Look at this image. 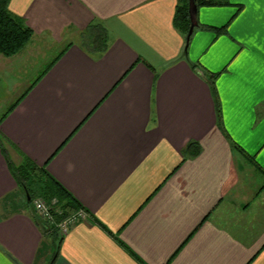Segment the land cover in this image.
<instances>
[{
	"label": "crops",
	"instance_id": "1",
	"mask_svg": "<svg viewBox=\"0 0 264 264\" xmlns=\"http://www.w3.org/2000/svg\"><path fill=\"white\" fill-rule=\"evenodd\" d=\"M183 1L10 0L33 37L0 55V264H264V0H206L187 52ZM40 39L63 47L44 71L65 53L8 113ZM25 157L87 214L54 253Z\"/></svg>",
	"mask_w": 264,
	"mask_h": 264
},
{
	"label": "trees",
	"instance_id": "2",
	"mask_svg": "<svg viewBox=\"0 0 264 264\" xmlns=\"http://www.w3.org/2000/svg\"><path fill=\"white\" fill-rule=\"evenodd\" d=\"M10 0H0V55L12 57L19 54L33 37V30L26 27L22 21L14 18L8 9ZM198 6L213 5L212 1L196 0ZM176 23L179 28L188 34L191 26L189 17V0H184L177 11ZM85 46L91 49V52L104 53L108 50V39L105 30L99 31L97 35H88L85 37ZM62 52L57 59L51 63L46 71H44L39 79L31 85L26 93L14 103L8 113L12 112L16 106L24 99V97L32 90V88L41 80L46 72L63 56ZM6 113V115L8 114ZM5 115V116H6ZM1 143V141H0ZM193 144L189 147L191 148ZM2 150L4 148L1 146ZM19 188L25 195L27 205L33 204V201L40 198L51 207L54 214L55 223L62 222L67 218L78 213L82 206L78 200L73 197L50 173L46 167H40L28 157L17 165L9 162ZM30 198V201L29 199ZM51 240L58 244L62 238L59 235L55 225L50 228Z\"/></svg>",
	"mask_w": 264,
	"mask_h": 264
},
{
	"label": "rangeland",
	"instance_id": "3",
	"mask_svg": "<svg viewBox=\"0 0 264 264\" xmlns=\"http://www.w3.org/2000/svg\"><path fill=\"white\" fill-rule=\"evenodd\" d=\"M74 40H77V39H74ZM82 40L83 39H81V41ZM30 47L32 48V51L29 54L30 55L33 54V55L27 57L28 58L27 70L29 74L26 76L19 74L18 80L20 82L26 77L36 80L38 78L37 74H41L46 69L48 64L61 52L63 48L62 44H58L53 41L44 42L41 39L35 40L33 44H31ZM18 90H20V88ZM7 102H8L7 100H4L2 98L0 99V118L7 111ZM50 244H51L52 249L54 250L53 251L54 253L56 251L57 244L53 242ZM50 262H51V259L49 260V263Z\"/></svg>",
	"mask_w": 264,
	"mask_h": 264
},
{
	"label": "built area",
	"instance_id": "4",
	"mask_svg": "<svg viewBox=\"0 0 264 264\" xmlns=\"http://www.w3.org/2000/svg\"><path fill=\"white\" fill-rule=\"evenodd\" d=\"M32 208L41 216V218L45 222L50 224V228L55 225L61 237L66 235L70 228L78 221L85 220L87 218L86 212L84 210H80L78 213L67 218L66 220L55 223L54 214L51 210V207L40 198H37L33 201Z\"/></svg>",
	"mask_w": 264,
	"mask_h": 264
},
{
	"label": "water",
	"instance_id": "5",
	"mask_svg": "<svg viewBox=\"0 0 264 264\" xmlns=\"http://www.w3.org/2000/svg\"><path fill=\"white\" fill-rule=\"evenodd\" d=\"M189 17H190V21H191V26H190V30L187 34L186 37V49L185 51L187 52V49L189 47V43L191 40V37L193 35V32L195 30V28L199 27V23H198V5L196 3V0H189ZM30 201V198H28Z\"/></svg>",
	"mask_w": 264,
	"mask_h": 264
}]
</instances>
